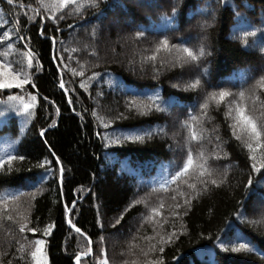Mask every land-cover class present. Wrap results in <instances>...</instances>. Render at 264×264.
I'll use <instances>...</instances> for the list:
<instances>
[{
  "label": "trees",
  "instance_id": "trees-1",
  "mask_svg": "<svg viewBox=\"0 0 264 264\" xmlns=\"http://www.w3.org/2000/svg\"><path fill=\"white\" fill-rule=\"evenodd\" d=\"M21 2L36 4V0H14L10 6L7 0H0V30L5 20L10 22L8 30L19 28L18 33L12 31L11 42L21 50L28 43L42 67L30 70L36 87L24 85L25 92L37 95L30 122L25 125L8 105L0 104V158L6 153L25 157L13 162V172L6 174L9 182L0 184V192H36L35 200L21 197L16 211L25 212L31 204L29 227L54 225L49 236L40 231L23 234L29 239L46 240L49 264H76V253L85 250L87 241L70 228L69 218L92 241V254L83 257L81 264H96L101 249L109 264H147L148 260H162V264H264L260 251L264 250V177L251 173L247 150L232 137L223 106L219 110L210 107L203 124V144L208 165L215 170L213 178H223L224 183L219 187L209 183L208 190L199 191V195L182 182L166 183L186 158L187 132L181 122L189 110L198 113L199 102L215 87L236 93L264 73V0H100L99 7L87 9L83 16L67 15L56 23L47 19L28 23L24 10L16 7ZM164 17H170L171 23ZM205 23L211 27L204 30ZM41 25L44 36L39 34ZM141 30L144 35L137 36ZM241 31H255L256 35L248 37L245 45L236 38ZM18 36L25 40L20 41ZM164 38L177 45L187 42L189 47L203 44L210 55L199 68L174 66L173 58L164 52L155 65L143 62V57ZM73 48L77 50L71 51ZM81 64L83 76L68 70L79 71ZM203 67L208 70L204 87L186 91L185 84ZM93 73L97 75L89 80ZM61 79L67 91L59 86ZM82 81L88 84L87 89L80 86ZM129 90L140 99L158 93L167 111L140 115L129 110ZM6 99L0 95V100ZM248 103L251 107L252 101ZM255 108V114L264 120L259 102ZM94 111L105 117L108 128L99 124ZM53 121L55 126L51 127ZM217 125L218 133L213 131ZM159 128L164 133H157ZM145 130L154 134L144 143L127 141L106 146L101 139L104 135L143 134ZM217 134L223 142L215 149L220 159L211 156ZM197 147L193 145L194 150ZM52 152L64 168L62 183L60 165H47L53 174L44 180L40 179L44 169L36 167L45 158L54 161ZM249 175L254 176V184L246 194ZM25 177L33 178L30 186H24ZM201 187L197 183V190ZM140 198L145 203L133 204ZM187 199L190 206L185 203ZM256 201L260 205H255ZM238 202L245 207L239 209ZM66 205L71 208L67 216ZM152 207H157L159 214L150 213ZM238 210L244 213L243 221L237 219ZM148 216L151 218L145 220ZM172 233L175 235L168 241ZM237 233L247 236L258 251H224L220 241L229 244ZM114 236L118 239L113 240ZM17 239L27 243L15 225L0 220V252L15 253ZM160 247L164 248L162 253ZM144 252H148L147 257Z\"/></svg>",
  "mask_w": 264,
  "mask_h": 264
},
{
  "label": "snow or ice",
  "instance_id": "snow-or-ice-1",
  "mask_svg": "<svg viewBox=\"0 0 264 264\" xmlns=\"http://www.w3.org/2000/svg\"><path fill=\"white\" fill-rule=\"evenodd\" d=\"M220 2L224 3V0H220ZM99 3L100 0H36L35 5L21 2L17 4L16 7L24 10V15L27 17L28 23H39L45 19L56 23L57 21L64 20L67 15L83 16L87 9H95L99 7ZM7 4L10 6L14 5V0H7ZM28 12H31L32 15L28 16ZM176 13L177 7L174 5L172 7L173 17H175ZM236 15L239 16V13H236ZM164 19L171 23L170 17H164ZM9 23L10 22L7 20L3 21L4 29L0 30V95L7 97L6 100H0V104L8 105V107L15 111L17 115L23 118L24 124L26 125L30 122L32 116L34 115L33 110L36 107L37 95L25 92L24 85L31 84L32 88L36 87L35 83L32 82V72L30 70L35 68V70L39 71L42 66L39 61L36 60V54L28 43H24L23 50H21L20 47L11 42L12 31H16L18 33L19 28L8 30L7 25ZM15 23L19 25V20ZM208 27H211L208 23H205L202 26L204 30ZM39 34L41 36L45 35L42 25L39 29ZM143 35V30L137 32V36ZM255 35V31H241L239 37L236 38H238L242 44L246 45L248 43L247 38ZM18 39L20 41H24L25 37L18 36ZM204 39H207V37H204ZM76 50L77 49L73 48L71 51L75 52ZM161 52L167 53L171 56L173 58L174 66L179 65L180 67L193 65L199 68L204 58L207 55H210L203 44H200L198 47H189L187 46V42L177 45L170 43L167 38H164L154 46L150 55L143 57V62H152L153 65H155L157 57ZM13 53L17 56V59L14 61L9 58ZM53 59L55 60L56 57L54 56ZM61 63H63L62 60ZM161 63H163V61H161ZM14 64L16 67H14ZM68 70L71 71L73 75H84L83 64L80 65L79 71L76 68H70ZM207 74V67H203L202 71L198 72L189 82L185 84V90L196 91L198 89H202L205 83L203 81V77ZM96 75V73H93V76L89 77V80L95 78ZM59 86L67 91L63 79L60 80ZM80 86L87 89L88 84L82 81ZM173 87H179V85H173ZM5 89H20L21 92L18 94L3 92L2 90ZM129 94L131 99L127 102L126 107L129 110H136L140 115H147L153 111H167V109L159 102L160 98L158 93L146 95L144 99H140L139 95L132 90H129ZM97 95H100V93H97ZM249 101H252L251 107L249 106ZM257 102L260 103L261 108H264V73L260 74L258 77H254L253 82L247 89L242 88L236 93L223 87H215L212 91L206 92L202 102H199V112L196 113L190 109L187 118L181 122V127L187 132V136L185 137L187 147L186 158L184 159L182 165L177 166V170L171 175L170 181L166 183L182 182L187 185L188 189L197 192V195H199V191H207L209 183L217 187L224 183L223 178L219 181L213 178L215 170L208 165V156H206V149L203 144V141L206 138V129L203 127V124L205 120L209 118V109L213 105L217 110L223 106V115L228 128L231 130L232 137L240 143L243 149L247 150L248 159L251 161V173L260 174L261 177H264V120H261L255 114V106ZM69 104H71V100H69ZM58 112L59 109H57V113ZM0 115H2V113H0ZM93 116L96 117L100 125L105 128L109 127V122L104 116L99 115L95 111L93 112ZM120 117L123 118V113L120 114ZM50 126L54 127L55 121H53ZM218 128L219 126L217 125L213 131L218 133ZM21 131H23V129H21ZM156 132L164 133V129L159 128ZM153 134V131L145 130L143 134L121 133L118 136L104 135L101 136V139L106 142V146L109 144H122L127 141L144 143L146 139H151ZM40 135H44L43 130ZM97 135L100 134L97 133ZM215 139L217 144L214 146L211 156L214 159H220V154L215 149L219 148L223 142L218 134ZM16 142L17 141H13V143ZM209 142L211 143V140H209ZM193 145H197L198 147L194 150ZM10 146L11 145H9V147ZM224 155L226 156L227 153H224ZM52 156L56 157L55 152H52ZM24 159L25 157L23 155H12L11 153H6L4 158H0V184H7L9 182L6 174L13 172V162L17 160L23 161ZM52 163L60 165L58 171L60 174L59 179L62 183L64 168L59 157H56L54 161H49L45 158L43 162L37 163L36 167L44 169V175L41 176L40 179L44 180L48 175L53 174L52 168L46 167ZM227 171L228 169L225 168V176ZM32 180V177H25L24 186H30L32 184ZM197 183L202 186L200 190H197ZM253 184L254 176L249 175L247 183L244 186L246 194L252 190ZM161 187H166V185H162ZM36 191L39 192L40 189L37 188ZM177 191H179V188ZM184 194L185 193L180 192V195ZM25 196L30 197L31 200H35L36 192L26 193L20 189H5L3 192H0V220H6L15 225V228L21 234L22 239L27 242L21 243L20 240L17 239L15 242L18 247L16 248L15 253H9L7 251L0 252V264H49L48 253L46 250V240L43 238L29 239L23 234L26 232L36 233L40 231L43 236H49L51 235L54 225L47 224L43 227V229L39 227H29L32 223L30 218V208L33 207V205L30 204L29 209L25 212L16 211V209L20 207L21 197ZM173 199H175V197H173ZM140 203H145L143 198L133 201V204ZM185 203L190 206V199L185 200ZM10 205L12 207H10ZM238 205L239 209H243L245 207L243 202H238ZM176 206L179 207V205ZM159 207L162 208L163 203H160ZM149 211L150 213L159 214L157 207H152ZM13 212H15V215H13ZM70 212L71 208L66 205V216ZM236 216L238 220L243 221L245 219L244 213L240 210L237 211ZM150 218L151 216L145 217V220ZM67 223L70 228L74 229V231L80 236H84L87 241L85 250L77 252L75 255L76 264H81L82 257L92 254L93 250L90 247L92 241L81 231L79 227L76 226V224L73 223L72 219L69 218ZM117 223H119V220H117ZM252 223H259V221H253ZM8 230L12 231V229ZM174 235L175 233L170 234L167 237V240L171 241L172 236ZM161 240L163 242L164 238L162 237ZM229 244H225L224 241H220V247L226 252L230 251L232 253L248 254L258 251V249L253 246L251 240L241 233H237L235 235V240L229 241ZM152 250H155V245L152 246ZM163 251L164 248L160 247L159 252L162 253ZM260 251L261 254L264 255V250ZM17 253H19V255H17ZM143 254L145 257L148 256V252H144ZM9 256H11L10 259L8 258ZM96 264H109L108 259L103 255V249H101V255L96 258ZM124 264H127V261H125ZM133 264H136V262L133 261ZM147 264H162V260H148Z\"/></svg>",
  "mask_w": 264,
  "mask_h": 264
},
{
  "label": "rangeland",
  "instance_id": "rangeland-1",
  "mask_svg": "<svg viewBox=\"0 0 264 264\" xmlns=\"http://www.w3.org/2000/svg\"><path fill=\"white\" fill-rule=\"evenodd\" d=\"M107 40V39H106ZM108 41V40H107ZM11 60H16L17 59V56L15 55V53H13L10 57H9ZM14 67H16V65L14 64ZM255 205H260V202L256 201L255 202ZM118 239V236H114L113 240H117Z\"/></svg>",
  "mask_w": 264,
  "mask_h": 264
}]
</instances>
